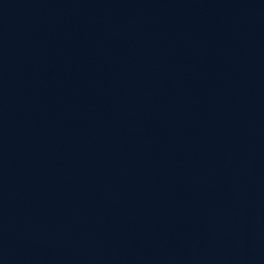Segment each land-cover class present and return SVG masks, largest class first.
<instances>
[{"label": "water", "instance_id": "1", "mask_svg": "<svg viewBox=\"0 0 264 264\" xmlns=\"http://www.w3.org/2000/svg\"><path fill=\"white\" fill-rule=\"evenodd\" d=\"M0 264H264V0H0Z\"/></svg>", "mask_w": 264, "mask_h": 264}]
</instances>
